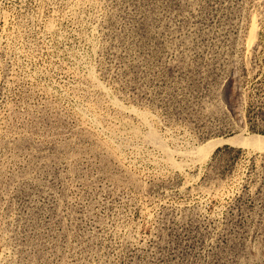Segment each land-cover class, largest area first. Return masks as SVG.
<instances>
[{
	"label": "rangeland",
	"instance_id": "374dc122",
	"mask_svg": "<svg viewBox=\"0 0 264 264\" xmlns=\"http://www.w3.org/2000/svg\"><path fill=\"white\" fill-rule=\"evenodd\" d=\"M0 264H264V0H0Z\"/></svg>",
	"mask_w": 264,
	"mask_h": 264
},
{
	"label": "water",
	"instance_id": "95a60500",
	"mask_svg": "<svg viewBox=\"0 0 264 264\" xmlns=\"http://www.w3.org/2000/svg\"><path fill=\"white\" fill-rule=\"evenodd\" d=\"M233 109H235V106L233 107ZM234 137H236V136L229 137V138H221V139H223L221 147L231 146V147L242 148V145L240 144V141H236L235 143H231V140H229V139H232ZM221 147H219V148H221Z\"/></svg>",
	"mask_w": 264,
	"mask_h": 264
}]
</instances>
